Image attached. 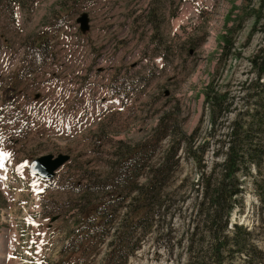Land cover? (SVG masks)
Listing matches in <instances>:
<instances>
[{"label":"rangeland","instance_id":"1","mask_svg":"<svg viewBox=\"0 0 264 264\" xmlns=\"http://www.w3.org/2000/svg\"><path fill=\"white\" fill-rule=\"evenodd\" d=\"M257 3L0 0V264H203L211 222L197 180L223 161L236 116L211 130L204 89L244 107L264 43ZM180 132L196 138L174 155ZM45 154L69 157L49 179L30 175ZM237 177L227 230L240 227L244 249L229 260L264 264V159Z\"/></svg>","mask_w":264,"mask_h":264},{"label":"trees","instance_id":"2","mask_svg":"<svg viewBox=\"0 0 264 264\" xmlns=\"http://www.w3.org/2000/svg\"><path fill=\"white\" fill-rule=\"evenodd\" d=\"M252 10V29L264 35V0H258L257 5L252 7ZM153 38H156V36ZM161 46L159 54L165 55L166 57L163 50H167L168 45L163 41ZM250 65L255 75L248 84V91L245 94L246 101L244 102L243 108L237 109L236 106H233V102L228 100L226 92L214 90L211 85H208L204 89V102L207 104L210 114L211 130H214L216 120L223 114L227 115L236 111V116L231 121L228 132L223 135L225 138L224 141L222 139L218 141L220 146L221 143L226 144L223 161L221 163H215L211 167L208 175L201 172L200 180H197L199 182L197 188H199V185L202 187L200 214H205L206 221L211 222L209 229L210 244L203 264H226L225 259H231L235 251L244 249L237 240L240 227L234 225L235 231L233 237L230 238L228 236L227 225L235 196L242 191V183L238 180L237 173L246 172L251 164L256 165L264 159V43L251 56ZM180 133L175 145L171 147L173 148L174 155L177 154L182 143H187L190 147V144L196 138L195 132L188 136L183 132ZM137 154L138 152L135 146H133V149L130 147L125 148V156H128L127 158L129 160V163H126L127 165L124 166L127 169V174L134 172L135 166H133L132 161L137 160L134 159V156ZM192 154L193 158L197 160L198 156L194 155V152ZM165 166V163H163L160 168L155 169L160 170H157V172L153 170V173H151L148 179L147 186L150 184L148 187H151L154 180L158 178L159 172ZM145 167L146 165L142 169ZM216 168H218V171H216ZM170 169L171 166L164 169L165 173L161 175V183L158 185V189L164 185L165 180L169 176L168 171ZM138 175V173H135L134 179ZM129 192H131V189L128 190ZM205 204L207 206L204 210L202 206ZM146 208H148V205ZM88 209L90 208L88 207ZM223 217V224L217 227V221L221 222ZM134 221H137V217L133 218L131 216L132 223L125 224L122 222L120 225L128 229L134 224ZM121 242L124 243L125 241L121 240ZM193 262L195 263V261ZM227 263L232 264L230 260ZM189 264H192V259L191 261L189 260Z\"/></svg>","mask_w":264,"mask_h":264},{"label":"water","instance_id":"3","mask_svg":"<svg viewBox=\"0 0 264 264\" xmlns=\"http://www.w3.org/2000/svg\"><path fill=\"white\" fill-rule=\"evenodd\" d=\"M76 22L79 24V29L82 33L89 29V17L87 13H81L76 18ZM68 157L66 154H58L56 156L51 154L41 155L29 163L28 172L33 176L49 179L68 160Z\"/></svg>","mask_w":264,"mask_h":264},{"label":"snow or ice","instance_id":"4","mask_svg":"<svg viewBox=\"0 0 264 264\" xmlns=\"http://www.w3.org/2000/svg\"><path fill=\"white\" fill-rule=\"evenodd\" d=\"M4 155H6V154H0V158H2ZM3 165L2 164H0V167H2Z\"/></svg>","mask_w":264,"mask_h":264}]
</instances>
